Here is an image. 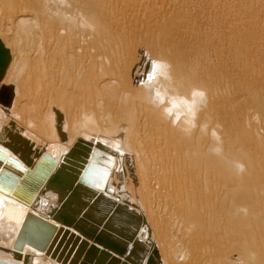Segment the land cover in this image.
<instances>
[{
  "label": "bare ground",
  "instance_id": "1",
  "mask_svg": "<svg viewBox=\"0 0 264 264\" xmlns=\"http://www.w3.org/2000/svg\"><path fill=\"white\" fill-rule=\"evenodd\" d=\"M131 2L152 10L151 0ZM89 3L36 0L24 8L0 0V39L10 55L0 80V264H178L185 242V264H206L192 237L204 221L199 193L216 186V153L231 150L206 123L214 122L206 105L219 91L204 87L203 65L179 63L150 45L147 55L138 52L127 37L137 28L127 27V40L119 31V43L118 26L110 29L116 21L107 26ZM142 61L146 78L132 91L128 76ZM105 62L120 72L115 82ZM111 83L115 97L106 96ZM259 217L264 223V210ZM245 220L238 212L213 222L240 233L234 247L252 258L238 264H264V231L250 241L241 232ZM70 234L78 241L62 258Z\"/></svg>",
  "mask_w": 264,
  "mask_h": 264
},
{
  "label": "rangeland",
  "instance_id": "2",
  "mask_svg": "<svg viewBox=\"0 0 264 264\" xmlns=\"http://www.w3.org/2000/svg\"><path fill=\"white\" fill-rule=\"evenodd\" d=\"M9 1L12 3L22 1L24 8H29L36 0ZM131 1L90 0L89 4L97 14H104V22L108 24L107 26L116 21L112 23L111 31H114V28L116 29L114 25H117L115 31L118 35L122 30L126 40L127 37L129 41L136 40L140 46L138 52L147 55V46L150 45L153 52L166 51L165 55L168 53L174 55L179 63L194 62L206 67L207 76L202 82L204 87L219 91L218 96L210 99L206 105V108H210H208L210 117L215 116L214 122L207 120L206 123L215 126L216 129L219 128L216 131L219 132L218 141H221L217 144L220 146L225 144L232 150L229 153L234 152L226 155L227 150H223L222 154H219L222 150L219 146L220 150L216 153V158L217 162H220L215 171L225 169L227 174L223 173L225 170L221 172L222 175L218 174L219 171L215 172L216 186L205 187L206 189L201 187L199 193L206 205L201 209V217L204 221L192 236L198 244L197 251L201 260L199 261L203 263V260H209L208 262L206 260V264H222V259L224 264H238L247 259L250 261L252 257L241 255L243 252L234 247L240 233L232 234L229 230L223 231L222 226L213 221L220 219L223 223L231 214L243 212L246 213V220L241 228L244 236L251 241L257 234L255 232L264 231L263 221L259 223L257 220V217L262 220L259 216L264 210L262 208L264 207V0H154V2L151 0L153 4L150 3L149 6L155 13L151 12L152 10L148 11L150 9L148 6V10L145 7L146 9L138 11ZM156 1L159 3L157 4ZM159 8H162L161 11ZM1 11L6 12L4 9ZM127 27L137 28L136 31L139 29V33L136 31L131 33ZM124 33H131L132 37L129 35L126 37ZM117 34L115 37L120 40V43L124 36ZM115 37L109 38L111 44L118 42L114 41ZM107 58L108 56L106 60ZM105 63L106 74L115 82L120 72L117 68L114 69L111 63ZM142 64L143 61L138 69L128 76L132 81L130 84L132 91L146 78L147 67L145 72H142ZM117 90L118 85L111 83L106 87V96L115 97ZM131 90H125L122 94L123 98H127ZM204 93L206 94L207 91ZM104 108L110 111L111 103H105ZM255 116L257 119L254 118ZM229 143L235 145L230 146ZM234 156L240 160L238 164L234 163L236 162ZM229 163L232 164L229 165ZM227 164L230 168H227ZM219 165H223L224 168H218ZM231 166L237 170L231 169ZM244 187L248 188V193ZM250 191L252 192L249 193ZM235 196L237 197L234 198ZM238 196L241 201L238 200ZM254 206L255 208H252ZM220 210L224 212L221 213ZM177 235L176 240L179 239ZM185 244L186 247L188 246L185 253H182V256H176L178 264H185L187 253H191V244L189 245V242ZM226 260L230 263H226Z\"/></svg>",
  "mask_w": 264,
  "mask_h": 264
},
{
  "label": "water",
  "instance_id": "3",
  "mask_svg": "<svg viewBox=\"0 0 264 264\" xmlns=\"http://www.w3.org/2000/svg\"><path fill=\"white\" fill-rule=\"evenodd\" d=\"M9 59H10L9 50H8V48H6L4 46L3 42L0 39V80L3 77V74H4L5 70H6L7 65H8ZM11 98H12V93L9 94L8 99L6 100L7 104L10 103ZM44 158H45V161H47L49 163H53L54 162L50 157L44 156ZM44 158H43V160H44ZM38 165L39 164H37L35 167H38ZM28 216L32 217V218H34V219H36L38 221H42V222H45V223L51 225L50 223H48L44 219H40L39 217H37V216H35V215L31 214V213H29ZM62 236H63V234L60 237H62ZM77 239L78 238L76 236H73L72 234H70L68 236V239H67V237L65 238L64 243L62 242V244H61V250L62 251L66 247V251L64 252L62 258H67L69 256V253H71L75 243H77V241H78ZM80 243H86V242L81 239ZM80 243H79V245H80ZM78 252H80L79 247H76L73 250V255L75 257H77Z\"/></svg>",
  "mask_w": 264,
  "mask_h": 264
}]
</instances>
